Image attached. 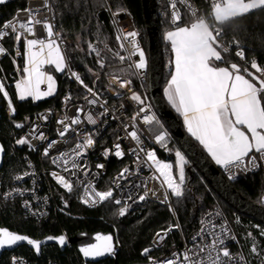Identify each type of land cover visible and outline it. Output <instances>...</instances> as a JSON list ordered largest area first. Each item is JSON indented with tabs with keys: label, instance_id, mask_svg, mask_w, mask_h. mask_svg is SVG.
<instances>
[{
	"label": "snow or ice",
	"instance_id": "snow-or-ice-1",
	"mask_svg": "<svg viewBox=\"0 0 264 264\" xmlns=\"http://www.w3.org/2000/svg\"><path fill=\"white\" fill-rule=\"evenodd\" d=\"M7 2L8 0H0V5ZM57 7V0H43L42 8L24 9L28 14L26 21H19L18 24L8 21L0 29V55H10L8 49L2 44L5 38L13 39L14 48L17 51L21 40L24 41V51L20 54L24 59L22 70L17 65L18 72L22 71V77L15 80L13 85L16 95L21 101L28 98L39 101L54 95L56 80L52 74L45 71V66L48 65L52 66L55 73H66L69 79H74L84 87L88 94L85 96L87 103L91 106L99 105L103 111L98 115L107 116L109 115V110L106 107L107 102L100 104L99 93L89 87L81 74L71 67L66 49L61 46V34L54 31L55 25L51 21L55 19ZM170 7L176 8L174 0ZM211 7L214 10V20L223 24L229 20L242 18L254 10L264 9V0H215L214 3H211ZM42 9L49 13L50 18L46 17L43 20L38 18ZM118 14L119 12L115 15ZM171 17L174 30L166 33L165 40L171 46L174 59L170 63L174 65V71L164 88L167 102L182 116L187 132L203 146L215 164L227 174L228 179L235 180L242 173L246 174L257 170L264 163V68L259 67L255 61L252 62L251 68L255 69L257 73H261V76H256L244 69L243 71L249 77L246 78L244 74H241V69L236 63H232L230 67L217 66L216 62H222L224 59L222 53H228L232 48L237 49L235 53L237 57L245 59V49L240 42L233 38L230 42L221 43L222 29L210 31L201 19L191 23L190 26H179L180 14L173 11ZM36 25L42 26L46 32V39L27 38V36L35 37ZM137 36L138 33L135 31L128 32L126 35L117 34L116 39L120 42V48L123 50L126 42L131 46L132 51L127 56L113 53L121 63L127 62V66L120 68L119 74L113 73L112 75L118 88H127L130 99L139 106L136 114L131 118L133 120L132 130L128 131L129 125H124L125 132L137 145L132 149V152L138 163L148 168H154L159 176L163 177L162 184L167 186V191L159 202L166 204L169 211L174 212L170 197L179 200L185 195L187 160L179 150L175 151L176 166L178 167L177 180L173 176V164L161 162L157 158L155 149L147 150L141 144V136L138 134L135 123L136 117L144 114L142 117L144 122H150L155 117L148 114L152 106L150 103H146V97L132 88V77L141 76L147 67V60L138 43ZM79 50L84 51L83 48ZM87 54H95L99 69L103 70L106 67L105 58L97 43L87 42ZM134 56L138 57V60H134ZM13 63L15 64V59ZM87 71L91 73L93 70L87 68ZM41 85H46V88L42 89ZM7 87L5 80L0 79V96L5 98L14 116L16 109L12 104ZM116 95L120 96L122 93L118 90ZM66 99L71 100L70 93ZM83 111L82 107H77V114L73 118L69 120L66 117L57 122L63 125L62 130L58 133L61 139L65 138L70 131H76L78 136L81 135L79 130L74 129L73 126L81 124L80 113ZM44 119L47 120V117L45 116ZM87 121L92 125L97 124V120L91 114L87 116ZM14 127L20 129L24 127V124L16 123ZM37 127V125H33L30 133L17 138L15 144L21 147L27 146L30 151H36L31 140L44 141L46 139L43 132H37ZM167 140V131H161L155 136V142L165 148H167ZM56 144L57 141H49L42 155L49 158L50 151ZM94 144L93 134L84 133L82 140L77 142L70 152L61 151L58 155L50 158L53 165L61 168L63 172L70 173V178L58 174L57 171L50 173L60 186L71 193L74 191L76 182L82 184L86 194V198L82 197V202L85 204L91 202L95 205L110 198L113 199L114 204L119 206L120 217L125 216L128 208L131 207L129 201L137 203L146 201L150 196L157 198V192L149 189L146 182L133 186L142 189L143 194L134 197L129 193L126 199L121 200L115 198L113 189L99 191L94 185L78 181L80 172H83L85 176L90 174L88 166L83 163V157ZM4 152L5 149L0 144V162H2ZM108 154L109 150H105L104 155ZM114 154L121 158L124 156L120 144L115 145ZM96 167L103 169L104 165L98 164ZM128 173V168L123 169L118 179L126 180ZM32 174L25 171L22 175L15 176L14 180L19 183ZM28 191L29 189L19 187L9 188L0 195V199L8 201L17 196L23 197ZM31 191L34 193L35 189H31ZM24 206L28 208L29 202L25 201ZM218 218L219 213L214 214L211 211L206 213L200 221L201 227L192 237L191 246L183 252H175L170 258L157 260L150 255L153 248L149 247L144 248L141 255L148 264H252L251 260H245L243 255L233 254L230 251L227 241H236V237L231 234V229L223 221L216 222ZM180 228L181 225L175 223L158 231L156 233L157 247L159 242L165 240L171 231ZM247 236L253 241L250 255H258L260 246L255 242L251 232ZM260 236L264 237V229L260 230ZM53 239L49 236L45 241H41L37 238H29L24 234H16L7 228H0V251L17 246L19 243H26L36 254H40L42 244ZM95 239L97 243L79 248L84 257L94 259L105 255H115L116 247L112 235H97ZM55 240L60 246L65 245L64 235L56 237ZM12 264H22V262L14 257ZM259 264H264V255L259 256Z\"/></svg>",
	"mask_w": 264,
	"mask_h": 264
},
{
	"label": "trees",
	"instance_id": "trees-1",
	"mask_svg": "<svg viewBox=\"0 0 264 264\" xmlns=\"http://www.w3.org/2000/svg\"><path fill=\"white\" fill-rule=\"evenodd\" d=\"M156 1L164 58L163 94L164 86H166L173 68L170 63L173 57L171 46L165 40V35L168 31L173 30L174 27L167 15L168 5L165 3L166 0ZM197 1L208 22L211 23V29L214 31L219 28L222 29L223 37L221 38V43L230 42L235 38L245 49V59L242 60L237 57L235 54L237 49L232 48L230 52L222 53L224 59L218 65L230 67L232 63H236L241 71L247 69L253 73L254 69L250 65L255 61L259 67L264 68V9L254 10L242 18H236L220 24L215 22L212 15L214 10L210 7L208 1ZM57 3L56 29L67 46L66 49L75 70L86 80L90 78L93 72L100 70L96 64L97 58L95 54H87V42L97 43L105 60L112 62L111 58L102 49L105 45L115 46L116 44L117 29L112 19L114 13L128 12L139 30L138 32L143 36L144 46L147 45L142 0H57ZM26 6L27 0H8L6 4L1 5L0 28ZM183 16L184 19L180 26L191 25V23L195 22L190 15L185 13ZM9 45L11 44L9 43ZM80 48H83L84 51H80ZM87 68H91L93 71L90 73ZM12 71L13 67L9 59L0 63V75L6 78L7 84L14 82ZM56 78L60 83V92L62 93L66 87L70 86V83L63 81V77L60 75H57ZM133 78L136 90L143 97L146 96L148 93L147 82H139L135 77ZM8 92L14 103L16 115L13 121L7 118L5 113L6 100L0 96L2 112L0 143L6 152L4 167L0 172V195L10 188L14 176L26 168L25 157L32 155L27 146L21 147L15 144L17 138L23 137V132L17 131L14 127L15 121H21L24 116L33 114L50 104L47 101L38 105H33L29 100L20 101L13 86H8ZM167 106L169 107L168 104ZM189 138L193 140L191 137ZM174 150H180L177 143L174 144ZM218 168L223 173V170L220 167ZM229 183L240 195L242 194V196L253 203L261 204L264 196V167H261L256 173H242L235 180L229 179ZM64 198L66 199L64 204H67V206L64 205L62 210L55 211L49 218L41 222L28 219L17 201L0 199V227L40 240L48 236L57 237L60 235L73 238L84 231L90 234L97 232L111 233L118 248L116 256L97 264H115L116 262L119 264H134L147 262L141 255L142 250L151 247V242L158 231H162L168 228L169 225L176 223L169 209L157 204H149L142 211L126 212L125 216L120 217L118 207L111 202L89 209L77 203L71 196L64 195ZM173 206L177 214L178 223L181 225L182 234L185 237L188 238L194 234L201 216L206 211L219 208L227 216L233 231L239 238L242 251L249 257L248 249L250 243L248 242L247 234L251 232L260 246L261 255H264V251H261V249H264V237L260 236V230L264 229V227L233 211L219 198L192 164L187 174L185 195L179 200L175 199ZM235 219L239 220L238 223L235 222ZM165 242L162 248L153 249L150 253L153 258L163 260L176 252L181 246L180 233L177 230L171 231ZM14 257L26 259L34 264H48L53 261H58L62 264H84L75 246L69 247L64 252H61L57 246H46L42 249L40 258L36 257L35 253L29 248L20 247L14 252L4 253L0 259V264H11ZM250 259L252 264H259V258L255 259L253 257Z\"/></svg>",
	"mask_w": 264,
	"mask_h": 264
},
{
	"label": "built area",
	"instance_id": "built-area-1",
	"mask_svg": "<svg viewBox=\"0 0 264 264\" xmlns=\"http://www.w3.org/2000/svg\"><path fill=\"white\" fill-rule=\"evenodd\" d=\"M207 1L210 7H211V3L215 2V0H207ZM172 2L173 0H166L165 2L168 5L167 15L170 18V22L172 21V17H171L172 12L176 11L180 14L181 17L179 21V26L183 22L184 19L183 15L186 13L190 15V17L195 21L201 19L202 22L206 23V25L212 28L211 23L208 22L206 16L203 14V11L197 0H174L176 4L175 9H172L170 7V4ZM42 4H43V0H27L26 8L29 7L42 8ZM24 9L18 11L10 21L16 24H18L19 21H26L28 19V14L24 11ZM115 14L116 13L113 14L112 19L114 20L117 29V34L126 35L128 32H132V31L138 33L137 40L141 49L145 54L147 60V67L145 70H143L141 76H136L135 78L139 82H147L149 76L148 74L149 56H148V47L144 46L145 43L143 36L140 32H138L139 30L137 29L133 19L128 14V12L121 11L119 12L118 15ZM46 17L50 18L49 13H47L46 10L42 9L38 18L43 20ZM51 22L54 23L55 25L54 31L58 32L56 29V17ZM2 27L0 29H2ZM35 32H36L35 37L27 36V34L25 35L27 36V38H38V39L47 38L46 32L43 30L41 25L35 26ZM115 42H116L115 46L108 45L107 47H104L102 49V51L105 54H107L108 57L111 58L112 62L105 60L106 67L103 70L100 69L99 71L93 72L88 80L83 78L85 83L89 87H92L95 91L99 93L100 104H103L105 101L107 102L106 107L109 110V115L107 116L98 115L103 111V109L100 108L99 105L91 106L87 103V101L85 100V96L88 95L86 93V89L82 87L74 79H69L66 73H61V74L55 73L52 66H48V65L45 66V71L52 74L56 80L55 94L50 97L43 98L39 101H34L32 98L23 100V101L29 100L32 102L33 105H38L39 103L45 101L50 103L47 107L33 114L24 116L23 120L15 121L24 124V127L21 130L23 132V137L30 133L33 125H37L38 126L37 132H43L46 137L44 141H40L38 139L31 140V143L35 146L36 151H30L32 155L25 157L26 168L23 171L17 173L15 176L22 175L23 172L25 171H28L33 174L29 177H26L23 181L19 183H17L13 178L12 185L10 186V188L12 189L16 187H19L21 189H29L28 192H25L23 197L17 196L14 199H10L8 201H17L19 203V206L25 213L26 217L30 220L41 222L49 218L52 215V213H54L55 211L62 210V207L65 205L64 203H66V199L64 198V195L71 196L77 203L89 209L97 208L107 202H111L114 206L119 207L114 204L113 199L111 198L105 202H100L95 205L91 204V202L89 204H85L82 202V197L86 198V194L84 192L82 184L76 182L74 191L69 193L62 186H60L56 182V180L50 175L52 171H57L58 174L65 175L66 178H70V173L63 172L61 168L57 167L56 165H53L51 163L50 158L52 156L58 155L59 152L61 151L70 152L71 149L74 148L75 144L77 142H80V140H82V136L84 133L93 134L95 144L92 148H90L87 151L86 156L83 157V163L88 166V169L90 170V174L85 176L83 172H80L78 174V181H83L85 184L94 185L96 190L99 191H106L109 189H113L115 198L121 200L126 199L127 194L129 193L133 194L134 197L143 194L142 189L135 188L133 186L136 184H141L146 182L147 187L149 189L157 192V198H152L150 196L146 201L137 202V203H132L131 201H129L128 203L131 205V207L128 208L127 212L145 210L149 204H157L160 206L167 207L166 204H161L159 202V200L163 199L164 193L167 191V186L162 184L163 177L159 176V173H157L154 168H148L146 166H142L140 163L137 162L136 156L132 152V149L137 147L136 142L132 141L124 130V125H129L128 131L132 130L131 125L133 124V120L131 118L136 114L139 106L130 99V94L128 89L127 88L119 89L118 84L113 79V75H112L113 73L119 74L120 68L127 66V62L121 63L118 60V58L113 55V53H119L121 55L127 56L129 52L132 51L131 46L128 45L126 42H125V48L123 50L120 48V42L117 41L116 37H115ZM9 43L11 45H9ZM2 44L6 49H8L10 55H0V63L6 59H9L13 67V71H12L13 81L18 80L22 77V71L18 72L17 65L21 70L24 66L23 56L20 55L24 51V41L21 40L18 51L14 48V41L11 37L5 38L2 41ZM61 46L64 49L67 48V46L64 44L62 39H61ZM66 55L69 57L67 49H66ZM14 59H15V64L13 63ZM133 59L138 60V57L134 56ZM70 61H71V67L75 70L71 58ZM253 73L256 76H261V73H257L255 69L253 70ZM57 75L62 76L63 81L70 83V86L66 87L62 93L60 92V83L56 78ZM0 79L5 80L6 78L0 75ZM5 82L7 84V80H5ZM7 85L13 86L14 82L12 84H7ZM41 88L42 89L46 88V85H41ZM132 88L136 92H138L136 90V85L133 77H132ZM118 90L122 93V95L120 96L116 95V92ZM7 91H8V87H7ZM69 93L71 94V100L66 99ZM144 97H146V103H150L152 106L151 111L148 114L154 115L155 118L150 122H144L142 119L144 114H141L140 116L136 117L135 123L138 129V134L141 136V144L147 150L155 149L157 158L161 160V162L173 164V169H172L173 176L175 179L178 180V167L176 166V157L174 150L175 140L171 135L170 131L167 129L166 125L163 123V121L156 113L148 96L146 95ZM89 98H91L90 95ZM12 104L14 106L13 101ZM77 107H82L84 109V111L80 113L82 122L80 125L73 126V128L78 129L81 135L78 136L76 131H70L65 138L61 139L58 136V133L59 131L62 130L63 125H60L57 122L59 120H64L66 117L69 118V120L73 118L77 114L76 113ZM5 108H6L5 113L7 118L13 121L15 119L16 112L15 115L13 116L11 109L8 107L7 102ZM89 114H91L93 118L97 120L96 125H92L87 121V116ZM45 116L47 117V120L44 119ZM161 125H163V128H161ZM161 131H167L168 133L167 148L155 142V136L160 134ZM49 141H57V144L50 151L49 158H45L42 155V152ZM116 144L121 145V150L124 152V156L122 158L117 157L114 154ZM105 150H109V154L107 156L104 155ZM98 164H103L104 168L98 169L96 167V165ZM261 167H264V163H262L257 170L250 171L248 173H256L260 170ZM125 168L129 169V173L127 174L128 178L126 180L118 179L120 172ZM186 173L187 170L185 168V174ZM222 174L228 179V176L224 171ZM186 182H187V174H186ZM186 182H185V187H186ZM185 187H184V192H185ZM31 189H35V192L33 193ZM175 199L176 198L174 197H170V202L172 203V205ZM25 201L29 202L28 208H25L24 206ZM261 202H262L261 205L264 207V196ZM209 211L213 212L214 214L219 213V218L217 219L216 222L220 223L221 221H223L231 229V234L236 237V241H231V240L227 241V246L229 247L230 251L233 254L243 255L245 260H251L240 248L239 238L233 231L227 216L219 208L210 209L201 216L197 229L192 236L187 238L182 234L181 228L177 230L181 235V246L176 252H183L186 250L187 247L191 246L192 237L197 233V231L201 227L200 225L201 219ZM34 212L37 214L34 215L33 214ZM171 213L173 214L175 222L178 223V219L175 211ZM169 234L167 235L165 240L159 242L158 247H157L158 238L155 235L151 242V248L153 249L162 248L166 243L165 241H167ZM171 256H169L168 258H170ZM17 259L21 260L22 264H34L32 262H28L26 259L23 258H17ZM48 264H62V263L58 261H53Z\"/></svg>",
	"mask_w": 264,
	"mask_h": 264
},
{
	"label": "water",
	"instance_id": "water-1",
	"mask_svg": "<svg viewBox=\"0 0 264 264\" xmlns=\"http://www.w3.org/2000/svg\"><path fill=\"white\" fill-rule=\"evenodd\" d=\"M146 35H147V47L149 56V76H148V93L147 96L151 101L156 113L166 125L167 129L173 136L175 143L178 144L183 153L191 161L193 167L201 174L206 180L207 184L213 189V191L222 199L233 211L240 216L249 218L257 224L264 227V207L260 204H256L240 195V193L229 183V180L220 172L218 166H216L210 158L191 140L183 131L180 119L174 115L175 113L167 106L162 94V83L164 79V58L162 40L159 29V16L158 5L156 0H142ZM2 119V112L0 108V120ZM20 123V122H16ZM15 123V124H16ZM14 124V125H15ZM23 128H16L17 131H21ZM1 144V143H0ZM6 152L3 154L2 162H0V172L4 167V159ZM3 228V227H0ZM9 230V229H8ZM13 232V231H12ZM18 234L17 232H14ZM97 235H112L113 243L116 247L117 244L115 238L111 233L97 232L90 234L87 231L78 233L73 238L65 237V245L60 246L55 240L56 237L47 243L42 244V249L46 246H57L61 252H64L69 247L75 246L77 251L81 255L84 264H97L105 261L109 258H113L115 255H105L99 258H86L79 251L82 246L97 243ZM29 237V236H28ZM49 237V236H48ZM52 237V236H51ZM58 237V236H57ZM30 238V237H29ZM47 237L41 239L45 241ZM20 247H26L32 250L26 243H19L12 248H5L0 251V259L4 253H11L18 250ZM42 249L40 254H36V257L40 258L42 255ZM115 264H119L116 262ZM134 264H148V262L134 263Z\"/></svg>",
	"mask_w": 264,
	"mask_h": 264
},
{
	"label": "crops",
	"instance_id": "crops-1",
	"mask_svg": "<svg viewBox=\"0 0 264 264\" xmlns=\"http://www.w3.org/2000/svg\"><path fill=\"white\" fill-rule=\"evenodd\" d=\"M213 15V14H212ZM196 22V21H195ZM216 22V21H215ZM187 26H190V25H187ZM207 27H208V29L210 30V31H214V30H212L211 29V27H209L208 25H207ZM174 30V29H173ZM169 43V42H168ZM169 45H170V43H169ZM223 55V54H222ZM172 56H173V54H172ZM172 59V61H173V59H174V57H172L171 58ZM223 62V61H222ZM222 62H216V64H217V66H220V67H226V66H223V65H218V64H221ZM172 71H174V65H173V68H172ZM170 73H172V72H170ZM241 74H244L245 76H246V78H249L248 76H247V74L244 72V71H241ZM254 74V73H253ZM255 75V74H254ZM170 79V78H169ZM257 84H258V81H257ZM166 86H167V83H166ZM166 86H164V88L166 87ZM163 97H164V100L166 101V103L169 105V107L172 109V111L175 113V115L176 116H178L179 118H180V120H181V122H182V125H183V129H184V131L186 132V134L189 136V137H191L195 142H197V144H198V146L207 154V152H206V150L203 148V146L202 145H200L199 143H198V141H196L188 132H187V130H186V127H185V125H184V123H183V118H182V116L180 115V114H178L176 111H175V109L174 108H172L171 107V105L167 102V99H166V97H165V95H164V89H163ZM207 156L210 158V160L215 164V162L211 159V157L207 154ZM216 165V164H215ZM217 166V165H216ZM219 167V166H218Z\"/></svg>",
	"mask_w": 264,
	"mask_h": 264
},
{
	"label": "rangeland",
	"instance_id": "rangeland-1",
	"mask_svg": "<svg viewBox=\"0 0 264 264\" xmlns=\"http://www.w3.org/2000/svg\"><path fill=\"white\" fill-rule=\"evenodd\" d=\"M217 23H218V22H217ZM59 74H61V73H59ZM179 151L184 155V153H183V151H182L181 149H180ZM184 156H185V159L187 160V164L185 165V168H186V170H187V173H186V174H188V172H189V168H190V165H191L192 163H191V161H189V159H188V157H187L186 155H184ZM186 184H187V182H186ZM261 203H262V202H261ZM260 205H261V204H260ZM175 212H176V211H175ZM176 215H177V214H176ZM238 215H239V214H238ZM238 221H239V220L235 219V222H236V223H238ZM248 242L250 243V244H249V249H248V255H249V257H250V258H253V257H254L255 259H256V258H259V256L261 255L260 249H258V255H250V248H251V246H252V242H253V241H252L251 238L248 237ZM255 242L258 244V242H257L256 239H255Z\"/></svg>",
	"mask_w": 264,
	"mask_h": 264
}]
</instances>
